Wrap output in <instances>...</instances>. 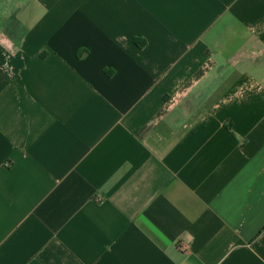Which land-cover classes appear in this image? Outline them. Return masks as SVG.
<instances>
[{"label":"crops","instance_id":"obj_1","mask_svg":"<svg viewBox=\"0 0 264 264\" xmlns=\"http://www.w3.org/2000/svg\"><path fill=\"white\" fill-rule=\"evenodd\" d=\"M0 264H264V0H0Z\"/></svg>","mask_w":264,"mask_h":264},{"label":"trees","instance_id":"obj_2","mask_svg":"<svg viewBox=\"0 0 264 264\" xmlns=\"http://www.w3.org/2000/svg\"><path fill=\"white\" fill-rule=\"evenodd\" d=\"M136 43H138L140 46H142V43H140L139 40H136Z\"/></svg>","mask_w":264,"mask_h":264}]
</instances>
